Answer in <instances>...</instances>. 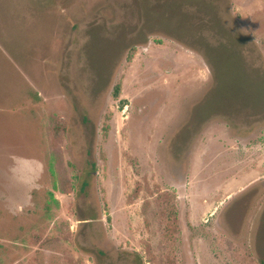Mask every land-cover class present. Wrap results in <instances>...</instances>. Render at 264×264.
<instances>
[{"label":"rangeland","instance_id":"obj_1","mask_svg":"<svg viewBox=\"0 0 264 264\" xmlns=\"http://www.w3.org/2000/svg\"><path fill=\"white\" fill-rule=\"evenodd\" d=\"M0 264H264V0H0Z\"/></svg>","mask_w":264,"mask_h":264},{"label":"trees","instance_id":"obj_2","mask_svg":"<svg viewBox=\"0 0 264 264\" xmlns=\"http://www.w3.org/2000/svg\"><path fill=\"white\" fill-rule=\"evenodd\" d=\"M211 1V0H210ZM215 4V3H214ZM215 7H217V5L215 4ZM119 92H120V87H116L114 90V97H118L119 96ZM64 185H65V181H64Z\"/></svg>","mask_w":264,"mask_h":264}]
</instances>
